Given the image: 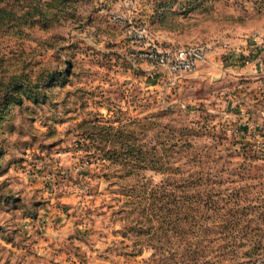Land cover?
Returning a JSON list of instances; mask_svg holds the SVG:
<instances>
[{"label": "rangeland", "instance_id": "374dc122", "mask_svg": "<svg viewBox=\"0 0 264 264\" xmlns=\"http://www.w3.org/2000/svg\"><path fill=\"white\" fill-rule=\"evenodd\" d=\"M188 1L81 0L74 17L31 25L25 35L0 29V101L10 82L17 87L8 93L21 101L0 118V264H264L258 82L229 76L240 69L226 51L211 53L219 63L206 57L180 75L132 57L142 43L234 46L264 26V0H196L193 9ZM84 120L134 121L147 147L173 156L183 171L208 173L215 188L220 182L225 198H239L243 209L230 230L239 232V247L208 248L204 261H194L201 248H151L135 236V214L119 211L120 187L133 179H119L91 153Z\"/></svg>", "mask_w": 264, "mask_h": 264}, {"label": "trees", "instance_id": "16d2710c", "mask_svg": "<svg viewBox=\"0 0 264 264\" xmlns=\"http://www.w3.org/2000/svg\"><path fill=\"white\" fill-rule=\"evenodd\" d=\"M79 1L0 0V29H12L19 36L25 35L24 29L31 25L45 27L48 23L74 17ZM195 1H188V9L200 4V1ZM158 8L160 17L165 9L160 4ZM14 87L17 85L10 82L4 90L0 118L7 112L10 103H21L20 99L12 98L14 96L8 93ZM30 87L28 83H19V90L25 94L32 93ZM37 87L36 84L33 86ZM129 125L114 126L90 120L79 123V127L86 130L84 141H88L89 147L94 149L91 153H96L101 163L108 162V166H114L119 179H133L132 183L121 186L119 190V195L123 197L119 211L129 207L130 214H135L130 229L133 234L137 237L143 235L146 241L151 242V248H162L161 245L165 248H201L195 252L194 261H204L210 253L208 248H238L240 234L230 230L240 222L243 211L239 207L240 199L232 202L226 199L221 183L218 182V188H215L217 183L210 181L208 173L183 171L173 156L161 154L154 145L147 147L135 136L143 133L142 125V129L136 128L134 121ZM83 151L89 152L86 148ZM188 159L191 161V158ZM148 171L160 174L162 178L152 182L146 176ZM142 225L148 227L144 233ZM154 243L160 246H154ZM222 255L217 254L223 259Z\"/></svg>", "mask_w": 264, "mask_h": 264}, {"label": "built area", "instance_id": "2783aa9c", "mask_svg": "<svg viewBox=\"0 0 264 264\" xmlns=\"http://www.w3.org/2000/svg\"><path fill=\"white\" fill-rule=\"evenodd\" d=\"M241 45H220L227 58L243 68L264 69V26L245 34ZM210 46L192 42L180 47L155 46L142 43L132 53L136 60L161 68L168 75H180L194 71L204 61Z\"/></svg>", "mask_w": 264, "mask_h": 264}, {"label": "crops", "instance_id": "0c3cea01", "mask_svg": "<svg viewBox=\"0 0 264 264\" xmlns=\"http://www.w3.org/2000/svg\"><path fill=\"white\" fill-rule=\"evenodd\" d=\"M241 41V42H240ZM227 42V41H226ZM239 43H240V45H241V43H243V40H239L238 42H236L235 44H234V46L235 45H239ZM215 50H220V51H223V49L221 48V46L219 45V46H217V47H214V45H212V46H210V49H209V51L207 52V55H206V57H210V55H211V53L213 52V51H215ZM225 51V50H224ZM223 51V52H224ZM222 53V52H221ZM224 59H227V57L225 56V58ZM208 60H210V62H212V63H219V60L217 59V60H213V59H211V57L208 59ZM221 62V61H220ZM232 63V62H231ZM201 64V63H200ZM199 64V65H200ZM198 65V66H199ZM198 66H197V68H198ZM196 68V69H197ZM195 69V70H196ZM239 69H240V71L239 72H236L235 70H228L229 72H230V74H232V75H229V76H236L237 74L239 75L240 73H243V74H245V77H247V78H245V79H248V78H250V79H252V80H255V82H258L256 85H258V87L261 89V91H263L262 93V95H263V97H264V69H261V70H259V69H255V70H252V69H250V68H243V67H240L239 66ZM216 71L217 70H215L214 72L216 73Z\"/></svg>", "mask_w": 264, "mask_h": 264}]
</instances>
